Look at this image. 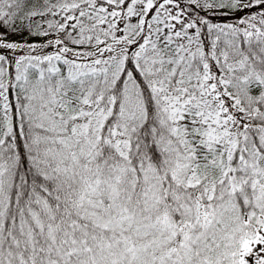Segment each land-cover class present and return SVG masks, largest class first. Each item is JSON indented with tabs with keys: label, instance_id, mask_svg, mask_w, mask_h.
I'll use <instances>...</instances> for the list:
<instances>
[{
	"label": "snow or ice",
	"instance_id": "obj_1",
	"mask_svg": "<svg viewBox=\"0 0 264 264\" xmlns=\"http://www.w3.org/2000/svg\"><path fill=\"white\" fill-rule=\"evenodd\" d=\"M0 264H264V0H0Z\"/></svg>",
	"mask_w": 264,
	"mask_h": 264
}]
</instances>
